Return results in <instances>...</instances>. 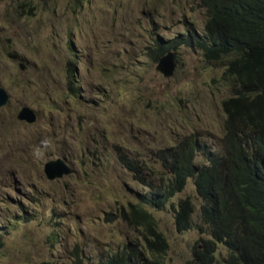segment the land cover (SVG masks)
Wrapping results in <instances>:
<instances>
[{
	"label": "rangeland",
	"instance_id": "obj_1",
	"mask_svg": "<svg viewBox=\"0 0 264 264\" xmlns=\"http://www.w3.org/2000/svg\"><path fill=\"white\" fill-rule=\"evenodd\" d=\"M203 21L196 0H0V264H72L75 250L82 264H97L126 241L141 243V228L120 211L167 176L152 153L186 135L222 153L223 67L182 46L164 77L143 55L154 37L190 27L200 35ZM67 60L76 95L65 83ZM22 106L32 122L15 117ZM55 158L69 172L47 179L43 165ZM185 197L190 228L177 231ZM139 205L166 241L164 264H185L209 238L198 229L191 178L161 209ZM225 254L216 243L214 258Z\"/></svg>",
	"mask_w": 264,
	"mask_h": 264
},
{
	"label": "trees",
	"instance_id": "obj_2",
	"mask_svg": "<svg viewBox=\"0 0 264 264\" xmlns=\"http://www.w3.org/2000/svg\"><path fill=\"white\" fill-rule=\"evenodd\" d=\"M196 6L204 15L200 35L190 27L167 40L154 37L143 55L156 63L166 52L174 54L184 46L199 51L205 62L223 67L221 78L229 82V96L221 101L222 153L192 135L155 150L153 159L167 176L151 197L139 200L161 209L191 178L199 200L198 229L208 232L209 238L200 240L201 249L194 247L185 264H264V0H196ZM74 72V63L67 60L64 77L72 95ZM197 154L203 162L195 161ZM118 161L131 169L120 154ZM140 203H128L120 216L127 225L141 228V243L126 241L97 264H164L166 241ZM192 211L187 197L177 202V231L190 228ZM216 243L226 251L223 261L214 258ZM72 264H82L76 250Z\"/></svg>",
	"mask_w": 264,
	"mask_h": 264
},
{
	"label": "water",
	"instance_id": "obj_3",
	"mask_svg": "<svg viewBox=\"0 0 264 264\" xmlns=\"http://www.w3.org/2000/svg\"><path fill=\"white\" fill-rule=\"evenodd\" d=\"M172 52L168 51L160 56L154 67L162 76L168 77L173 69ZM6 100L5 92L0 88V105ZM15 117L19 120L32 122L34 120V113L26 106L20 107ZM42 171L47 179L59 177L62 173L69 172V169L62 163L59 158L48 160L44 163Z\"/></svg>",
	"mask_w": 264,
	"mask_h": 264
}]
</instances>
